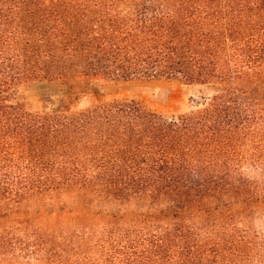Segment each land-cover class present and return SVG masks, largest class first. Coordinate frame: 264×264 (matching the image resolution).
<instances>
[{
    "label": "trees",
    "instance_id": "trees-1",
    "mask_svg": "<svg viewBox=\"0 0 264 264\" xmlns=\"http://www.w3.org/2000/svg\"><path fill=\"white\" fill-rule=\"evenodd\" d=\"M0 264H264V0H0Z\"/></svg>",
    "mask_w": 264,
    "mask_h": 264
},
{
    "label": "rangeland",
    "instance_id": "rangeland-1",
    "mask_svg": "<svg viewBox=\"0 0 264 264\" xmlns=\"http://www.w3.org/2000/svg\"><path fill=\"white\" fill-rule=\"evenodd\" d=\"M104 99L118 102H131L147 111L154 112L166 119L176 117L191 110V100H199L200 97L210 94V90L200 86H187L175 81L165 80H135L130 82H118L113 84L97 83ZM35 86L26 93V100L31 111L39 112L42 109V94H57L54 87ZM88 101H83L82 107H86ZM62 200V199H60ZM62 201L39 202L33 200L23 204L21 211L34 213L37 210H52Z\"/></svg>",
    "mask_w": 264,
    "mask_h": 264
}]
</instances>
